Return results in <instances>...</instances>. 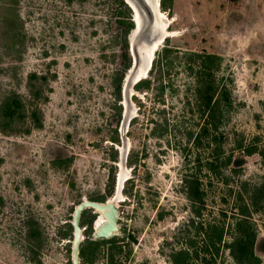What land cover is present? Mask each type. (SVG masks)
Instances as JSON below:
<instances>
[{"label": "rangeland", "instance_id": "obj_1", "mask_svg": "<svg viewBox=\"0 0 264 264\" xmlns=\"http://www.w3.org/2000/svg\"><path fill=\"white\" fill-rule=\"evenodd\" d=\"M169 6L163 10L160 5L167 31L145 78L160 75L158 66L151 70L169 47L172 64L161 69L174 85L167 87L163 101L156 99L157 87L134 85L125 158L129 175L117 201L119 228L113 242L101 243L92 262L79 253L78 263L73 259L75 207L85 198L106 201L114 196L121 166L123 114L118 116L117 106L122 104L124 112L125 103L123 89L122 100H117L114 83L124 64L119 6L114 0H19L14 14H20L25 36L10 55L12 30L3 22L8 13L0 9V99L12 90L27 96L32 71L45 77L42 126L0 132V264H171L173 250L196 234L200 221L183 186V179L196 171L199 151L186 137L177 142V126L162 137L153 134L152 119L165 108L171 124L187 120L186 127L198 131L197 115L184 111L196 80L187 68L191 52L222 56L217 74L233 100L221 128L228 137L226 150L239 137L258 146L237 173L227 171L232 186L264 183V0H172ZM130 56L132 63L131 51ZM214 182L207 187L205 221L218 220L224 212L226 223H232L233 197L222 200L225 187ZM101 214L92 208L82 214L80 249L95 239ZM253 218L255 249L264 264V208ZM28 222L35 228L30 239ZM218 264L237 263L224 247Z\"/></svg>", "mask_w": 264, "mask_h": 264}, {"label": "trees", "instance_id": "obj_2", "mask_svg": "<svg viewBox=\"0 0 264 264\" xmlns=\"http://www.w3.org/2000/svg\"><path fill=\"white\" fill-rule=\"evenodd\" d=\"M18 1L0 0V9L8 13L3 22L9 30H12L10 35L12 43L7 44L9 55L15 51L14 45L23 43L25 36H22L20 32L22 27L20 14L18 15V12L14 14ZM114 1L119 6L117 23L120 29L124 59L122 68L116 71L114 77L115 93L117 100L120 101L122 100L125 76L132 65L129 36L135 28V23L133 11L125 0ZM171 1L161 0L163 10L170 8ZM172 52L171 48L166 47L158 65L153 64L151 72L158 66L160 75L141 79L135 84V88L157 87L156 99L163 101V94L167 87L170 85L172 88L174 85L171 81L166 82V72L162 73V67L165 64L168 68L172 64L173 60L170 58ZM186 62L187 68L191 74L195 75L196 80L195 88H191L192 96H188L184 104V111L185 114L193 111V114L197 115L199 122L195 120L194 125H200L198 131L190 126L186 127L188 126L186 125L187 120H176L175 124H171L165 108L158 110V114L160 113L162 116L152 119L155 123L153 134L162 137L168 133L171 125L177 126L179 128L176 135L180 137L177 142L181 144L186 137L188 142L192 140V146L199 151L195 157L196 171L183 179V186L186 197L192 203V212L195 217L200 218V221L197 222L196 234L184 238L185 244L173 250L171 264H218L221 249L224 247L229 249L231 257L237 264H261V257L255 249L258 229L253 215L260 208H264V183L250 186V183L244 181L234 189L231 184L232 176L227 172L230 170L237 173L242 167L245 157L257 152L258 146L254 143L246 144L245 138L239 137L229 152L225 148L228 137L221 128L229 120L230 111L233 109V100L228 85L217 74L222 66V56L213 53L191 52L188 54ZM42 78L45 79L38 72L32 71L27 76V96L17 90H12L0 99V132L2 134L7 135L17 131L30 132L32 127L42 126L40 114V101L43 95ZM154 79L157 80L155 85H153ZM117 109L118 116L122 118V104L118 105ZM200 120L202 121L200 122ZM182 127L183 129H181ZM176 145L178 147V144ZM183 148L186 149L187 146ZM237 151L239 154H236ZM205 178H208V184ZM214 181L225 187L222 200L226 201L228 197H233L236 211L235 220L232 223H226V218L222 217L223 215L227 217L224 212L218 220L205 221L207 213L203 211V205H206L209 198L207 187L215 184ZM103 200L105 199L103 198ZM191 220L194 225L195 218ZM92 222L93 219L90 220V223ZM28 223V238L30 239L35 228L31 222ZM227 234L230 235V239L226 238ZM198 236H200V240H198ZM113 240L114 238L111 237L90 240L86 245L81 246L80 257L84 261L92 262L101 243L113 242ZM111 247L113 248L114 245Z\"/></svg>", "mask_w": 264, "mask_h": 264}, {"label": "water", "instance_id": "obj_3", "mask_svg": "<svg viewBox=\"0 0 264 264\" xmlns=\"http://www.w3.org/2000/svg\"><path fill=\"white\" fill-rule=\"evenodd\" d=\"M133 11V21L135 29L130 37V51L132 54V65L128 69L124 87V112L121 125L122 158L114 196L106 201H95L87 198L83 199L76 207L72 221L74 227L73 259L79 262L80 243L82 240V227L80 225L81 216L85 209L92 208L101 212V217L95 226L93 236L98 238H109L117 234L118 231V209L117 201L122 196L123 180L129 175L125 164L126 152L129 146L127 137V126L130 116L134 112V104L131 101L134 85L141 79L147 77L153 63L154 53L163 43L166 35V23L161 16V0H125Z\"/></svg>", "mask_w": 264, "mask_h": 264}, {"label": "bare ground", "instance_id": "obj_4", "mask_svg": "<svg viewBox=\"0 0 264 264\" xmlns=\"http://www.w3.org/2000/svg\"><path fill=\"white\" fill-rule=\"evenodd\" d=\"M162 12V11H161ZM161 16H162V18L164 17V13L162 12L161 13ZM164 19V21H165V18H163ZM167 31V30H166ZM168 33V32H167ZM99 213V212H98ZM100 213H102V211L100 212ZM98 224V223H97ZM97 224H96V226H97Z\"/></svg>", "mask_w": 264, "mask_h": 264}]
</instances>
